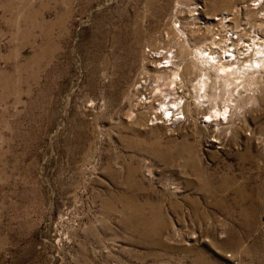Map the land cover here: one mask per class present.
Listing matches in <instances>:
<instances>
[{
  "label": "rangeland",
  "instance_id": "obj_1",
  "mask_svg": "<svg viewBox=\"0 0 264 264\" xmlns=\"http://www.w3.org/2000/svg\"><path fill=\"white\" fill-rule=\"evenodd\" d=\"M230 1L0 0V264H264V8Z\"/></svg>",
  "mask_w": 264,
  "mask_h": 264
},
{
  "label": "bare ground",
  "instance_id": "obj_2",
  "mask_svg": "<svg viewBox=\"0 0 264 264\" xmlns=\"http://www.w3.org/2000/svg\"><path fill=\"white\" fill-rule=\"evenodd\" d=\"M228 1H230V0H228ZM226 2V1H225ZM231 2V1H230ZM227 3H229V2H227ZM226 3V4H227ZM255 8V7H254ZM255 35H256V33H255ZM258 35V34H257ZM255 37V36H254ZM259 37V36H258ZM257 37V38H258ZM256 38V37H255ZM259 39H260V37H259ZM263 39V41H262V43L264 42V38H262ZM258 43V42H257ZM258 45V44H257ZM259 45H261V44H259ZM258 45V46H259ZM259 47H261V48H258L257 50H256V54H264V46H259ZM225 50V49H224ZM229 49H226L225 51H228ZM245 51V50H244ZM252 51H254L253 49H252ZM212 53H217V54H209V56H211V58L213 59V60H216L217 58L218 59H220L221 58V56L220 55H218V51H216L215 49H212ZM230 53V56H234V58H231L230 60H226V61H231L230 62V64H233L234 63V61H235V63L236 62H239V58L241 59V58H243V55H244V58H246V53L245 52H243V53H240V52H238V50L235 52V53H232V52H229ZM256 54H255V56H256ZM251 55H253L254 56V53H251ZM258 56V55H257ZM248 59V58H247ZM252 60V58H250L249 59V61H251ZM172 61V60H171ZM217 61V60H216ZM244 61H246V60H244ZM253 61L256 63V64H260L261 62H264V55H261L260 57H257V58H254L253 59ZM244 63V62H243ZM247 63V62H246ZM249 63V62H248ZM251 63V62H250ZM169 64V63H168ZM164 65V64H163ZM210 65V64H209ZM246 65V64H245ZM262 65V64H261ZM236 66V65H235ZM251 66V64L249 65L248 64V67H250ZM253 66V65H252ZM263 66V65H262ZM162 67H164V66H162ZM225 65H220V69L221 70H225ZM236 67H238V65L236 66ZM242 67H244V65L242 66ZM251 68V67H250ZM258 68V67H257ZM247 69V68H246ZM246 69H244V73H245V70ZM248 70V69H247ZM242 71H243V69H242ZM180 76V75H179ZM204 84H205V82H204ZM205 88V87H204ZM178 105H179V103H178V101H177V103H175V106H174V104H172L171 106H169V108L168 109H173V110H171L170 112L172 113V115H171V118H170V120L172 121V122H170V123H175V122H177V120H179V118L181 117V116H179V114L178 113H176L175 111H177V110H179V107H178ZM177 106V107H176ZM175 108H177V109H175ZM181 108V107H180ZM186 111L187 112V114H189V115H195V114H197V112H198V107H197V105L196 104H192V103H190L189 101H186V103L184 104V106H182V108H181V111ZM168 114H169V112H168ZM184 115V114H183ZM168 116V115H167ZM168 119V118H167Z\"/></svg>",
  "mask_w": 264,
  "mask_h": 264
},
{
  "label": "built area",
  "instance_id": "obj_3",
  "mask_svg": "<svg viewBox=\"0 0 264 264\" xmlns=\"http://www.w3.org/2000/svg\"><path fill=\"white\" fill-rule=\"evenodd\" d=\"M251 5L254 6L255 8H259V7L264 8V0H252ZM263 15H264V13H263ZM250 27H251L249 30L250 31V38H249V36H247V37L245 36L243 38V34L239 32L240 30H235L230 35V40L232 43V47L230 50L232 51V53H235L237 51V49H238L237 44H239V45H243L242 47L245 49L246 58L250 57V55L252 53V49L254 47H256L255 43L258 42L257 39L251 37V35L255 32L256 28L254 26H250ZM256 36H257V34H256ZM262 41H261V43H262ZM263 46H264V42H263ZM246 58H244V56H243V58H241V59H246Z\"/></svg>",
  "mask_w": 264,
  "mask_h": 264
}]
</instances>
